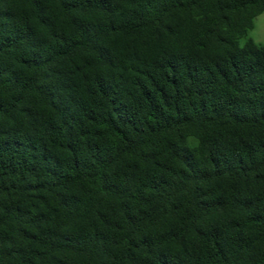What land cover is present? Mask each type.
Returning a JSON list of instances; mask_svg holds the SVG:
<instances>
[{"label":"trees","instance_id":"trees-1","mask_svg":"<svg viewBox=\"0 0 264 264\" xmlns=\"http://www.w3.org/2000/svg\"><path fill=\"white\" fill-rule=\"evenodd\" d=\"M264 0H0V264H264Z\"/></svg>","mask_w":264,"mask_h":264},{"label":"rangeland","instance_id":"rangeland-1","mask_svg":"<svg viewBox=\"0 0 264 264\" xmlns=\"http://www.w3.org/2000/svg\"><path fill=\"white\" fill-rule=\"evenodd\" d=\"M250 37L259 45L264 44V13L257 17L256 28L250 33Z\"/></svg>","mask_w":264,"mask_h":264}]
</instances>
